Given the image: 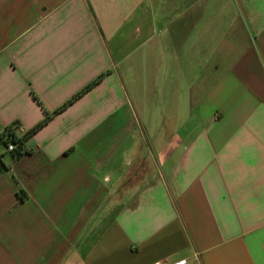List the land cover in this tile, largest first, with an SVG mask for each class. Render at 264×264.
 Listing matches in <instances>:
<instances>
[{"label":"crops","instance_id":"1","mask_svg":"<svg viewBox=\"0 0 264 264\" xmlns=\"http://www.w3.org/2000/svg\"><path fill=\"white\" fill-rule=\"evenodd\" d=\"M106 72L0 170V264H264V0H0V134Z\"/></svg>","mask_w":264,"mask_h":264},{"label":"trees","instance_id":"2","mask_svg":"<svg viewBox=\"0 0 264 264\" xmlns=\"http://www.w3.org/2000/svg\"><path fill=\"white\" fill-rule=\"evenodd\" d=\"M109 72L103 73L84 86L79 92L73 95L66 103L52 112L45 111L42 120L28 130H23L20 122L14 121L6 126L0 134V170L8 171L11 163L20 159L22 156L30 154L31 150L26 148V141L49 123L54 117L65 111L68 107L78 101L81 97L87 94L90 90L100 84ZM38 101V99L36 98ZM39 102V101H38ZM40 103V102H39ZM12 145L13 150L8 151V146ZM7 156L9 162L6 164L3 158ZM19 201H24L27 195L24 191L19 190L17 193Z\"/></svg>","mask_w":264,"mask_h":264},{"label":"built area","instance_id":"3","mask_svg":"<svg viewBox=\"0 0 264 264\" xmlns=\"http://www.w3.org/2000/svg\"><path fill=\"white\" fill-rule=\"evenodd\" d=\"M7 150H8V151L13 150V146H12V145H9ZM155 264H161V263H155Z\"/></svg>","mask_w":264,"mask_h":264},{"label":"rangeland","instance_id":"4","mask_svg":"<svg viewBox=\"0 0 264 264\" xmlns=\"http://www.w3.org/2000/svg\"><path fill=\"white\" fill-rule=\"evenodd\" d=\"M189 16H191V14H190ZM188 19H191V17H187V18H186V21H187ZM171 24H174V25H173V28H172V29H174V28L176 27V25H175L176 23L173 22V23H171Z\"/></svg>","mask_w":264,"mask_h":264}]
</instances>
